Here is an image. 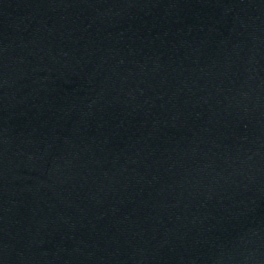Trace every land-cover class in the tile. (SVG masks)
Wrapping results in <instances>:
<instances>
[{"label": "water", "instance_id": "1", "mask_svg": "<svg viewBox=\"0 0 264 264\" xmlns=\"http://www.w3.org/2000/svg\"><path fill=\"white\" fill-rule=\"evenodd\" d=\"M0 264H264V0H0Z\"/></svg>", "mask_w": 264, "mask_h": 264}]
</instances>
